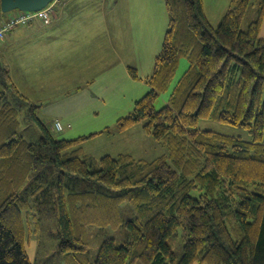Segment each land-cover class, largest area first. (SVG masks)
Returning a JSON list of instances; mask_svg holds the SVG:
<instances>
[{
  "label": "trees",
  "instance_id": "obj_1",
  "mask_svg": "<svg viewBox=\"0 0 264 264\" xmlns=\"http://www.w3.org/2000/svg\"><path fill=\"white\" fill-rule=\"evenodd\" d=\"M165 2L151 88L117 120L120 132L143 123L166 147L153 160L105 154L92 169L81 143L100 132L56 138L65 128L38 117L40 104L0 61V264H264V0H231L217 26L203 0ZM7 16L0 3V26ZM182 57L189 67L157 109ZM25 105L40 130L30 137L20 131ZM90 225L129 239L107 237L92 257Z\"/></svg>",
  "mask_w": 264,
  "mask_h": 264
},
{
  "label": "rangeland",
  "instance_id": "obj_2",
  "mask_svg": "<svg viewBox=\"0 0 264 264\" xmlns=\"http://www.w3.org/2000/svg\"><path fill=\"white\" fill-rule=\"evenodd\" d=\"M65 1L58 0L55 4L56 10L58 7L60 8L59 12H61V9L65 7ZM136 2L118 6L116 13L121 24L119 25L117 20L116 24H111L110 39H107L105 29H101L99 33L96 32L94 18H91L87 24L75 23L77 24L76 27L82 28L80 30L84 33L87 32L81 35V38L84 39L81 44L83 47L86 44L90 50H93L95 46L99 45L96 57L87 55L85 59H82L69 56L71 53L69 50L81 47V45L77 42L72 47L69 44L72 40L68 36L69 32L64 29V32L58 34L60 39L55 40L46 48L43 49L44 45L42 44L41 51L37 45L36 51L29 50V54L34 56L33 58H25V64H23L25 69L22 71L25 73L24 77L29 86H25L20 77L16 75L17 73H14L22 92L33 102L38 104L41 102L37 110L38 117L46 123L48 122L47 124L59 120L65 128L62 131L54 130L56 138H75L83 134L100 132L81 143L87 159L91 161L92 169L100 167V158L105 154L117 156L120 153H129L137 159L153 160L167 152L166 147L160 141L144 130L143 123L122 132L117 129V120L132 112L136 100L150 90L151 86L147 84L145 78L154 70L156 57L162 51L164 35L168 29L169 17L167 16L166 2L165 4L163 0H148V2L136 0ZM203 5L210 22L217 26L222 16L230 8L231 0H203ZM122 14L124 18H122ZM256 18V10H251L243 21V28L246 29L248 24ZM260 35L264 37V20ZM73 37L77 38L74 34ZM135 39H137L136 43L134 42ZM145 39L148 40L147 49L144 46L146 44ZM111 41L115 44L114 52H109L108 47ZM11 59L13 60L12 57ZM0 61L5 64L2 54H0ZM95 61L98 62V67L93 69ZM110 61L115 62V64L109 68V74L102 76V80L105 79L107 82L109 78H115L117 86L113 93L107 91L106 95L103 94L101 97L95 98L94 96L100 95V93L95 91V85L90 87L88 85L89 88L85 87L82 91L92 95L93 101L91 103L87 101L86 94H83L80 99H76L78 88H73L71 85L82 86L83 84L78 83L83 80L86 81V78L90 76L95 78L106 64L105 67L112 64H109ZM62 62L67 64V68ZM82 62H84L85 68L83 65H78ZM15 65H18V57L14 60ZM188 67L187 57H182L168 88L160 92L156 100L157 109L167 104L171 92ZM130 68L136 69L139 78L132 76ZM0 88L2 89V86ZM76 105H83L84 107ZM28 109V105L22 108L20 131L30 137L40 130L31 120ZM81 121L83 122L80 127L84 129L77 130ZM201 126L248 136L245 129L231 126L230 128L210 120L201 121ZM71 133L75 137H71ZM130 206L129 203L124 204V208L130 209ZM88 230L91 235H94L91 240L92 257L96 256L101 243L107 237L114 236L119 243H124L129 239V234L124 228L114 229L90 225ZM183 244L184 239L181 237L171 239V245L178 258L182 255Z\"/></svg>",
  "mask_w": 264,
  "mask_h": 264
},
{
  "label": "crops",
  "instance_id": "obj_3",
  "mask_svg": "<svg viewBox=\"0 0 264 264\" xmlns=\"http://www.w3.org/2000/svg\"><path fill=\"white\" fill-rule=\"evenodd\" d=\"M142 1L143 0H139V2ZM146 1L148 2V0ZM132 2L137 3L136 0H66L64 2L65 7L61 9V12H59L60 8L57 7L56 16L52 23L48 25H44L40 21H33L29 25L15 27L6 34L5 40L0 41V54H2L5 59L4 66L10 72L12 78L14 79L15 83L18 86H19L18 80H16L14 73H17L16 75L20 77V79L24 82L25 86H29L27 79L24 77L25 73H22V71L25 69L23 67V64H25V58L26 57L33 58L34 56L29 54V50L36 51V45H37L39 51H41L42 44L44 45L43 46L44 49L49 44L54 43L55 40H59L60 38H58V34L60 32H64V29H66V31L69 32L68 36L72 39L69 44L72 47H74L77 42H79L81 45L82 41L84 40L83 38H81V35L86 34L87 32L85 31L84 33L82 30H80L82 28H78L76 27V25L78 23L87 24L91 18L95 19L96 32L99 33L101 32V29H105L107 31V35H106L107 39H110L111 31L109 30L111 24H116V20L119 25L121 24L120 18H118V15L116 13L118 6H122L124 3L130 4ZM163 2L165 4L164 0ZM122 18H124L123 14H122ZM73 34L74 36H77V38L73 37ZM139 41L141 40L139 39ZM147 41L148 40L145 39L146 44L144 46L146 49L148 47ZM134 42L136 43L137 39H135ZM98 46L97 47L95 46L93 50H90L88 45L85 44L84 47L81 45V47H77L72 50H69L71 51V53H69V56L82 58V59L83 58L85 59L87 55L96 57L98 53ZM108 48H109V52L111 51L114 52L115 49L114 42L111 41ZM81 50H83V52H81ZM11 57L13 58V60L11 59ZM16 57H18V65L14 66V60ZM111 61L109 62V64L112 63ZM62 63H64V67L67 68L66 67L67 64L65 62ZM83 63L84 62L78 63V65L81 66L83 65ZM114 64L115 62H113L110 66L105 67L107 65L106 64L104 66L105 68L103 67L95 78H92V76H90L89 78L88 77L86 78V81L83 80L80 83H78V84H83L82 86H75L74 84L71 85L73 88H78L76 92L78 93V95H76L75 98L80 99L83 96V94H86L87 101L91 103L94 97L99 98L103 94L106 95L107 91H111L113 93V91L116 89L117 86L115 78L114 77L109 78L108 81L106 82L105 79L102 80V76L109 74V70H110L109 68L112 67ZM97 67H98V62L95 61L94 66L92 68L95 69ZM83 68H85L84 65ZM65 84H69V83H65ZM88 85L89 87L95 85L97 89L96 88L94 89L95 91H98L100 95H95L93 97L92 95L90 96V94L88 95L86 91H82L85 87H88ZM0 87H1V83H0ZM76 106L82 108L84 107L83 105H76ZM82 122L83 121H81L78 124L77 130L84 129L80 127ZM70 136L75 137L72 133L70 134Z\"/></svg>",
  "mask_w": 264,
  "mask_h": 264
},
{
  "label": "built area",
  "instance_id": "obj_4",
  "mask_svg": "<svg viewBox=\"0 0 264 264\" xmlns=\"http://www.w3.org/2000/svg\"><path fill=\"white\" fill-rule=\"evenodd\" d=\"M58 0H55L51 4H49L46 8L40 11H18L16 13H12L8 16V18L4 21L2 26L0 27V40L5 37L7 31L12 29L13 27L20 24H28L29 22L39 19L43 22V24H49L53 21L55 16V4ZM56 127L58 129H62L63 125L60 121L56 122Z\"/></svg>",
  "mask_w": 264,
  "mask_h": 264
},
{
  "label": "water",
  "instance_id": "obj_5",
  "mask_svg": "<svg viewBox=\"0 0 264 264\" xmlns=\"http://www.w3.org/2000/svg\"><path fill=\"white\" fill-rule=\"evenodd\" d=\"M53 0H0L1 10L4 13L15 10L40 11Z\"/></svg>",
  "mask_w": 264,
  "mask_h": 264
}]
</instances>
